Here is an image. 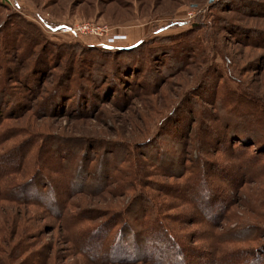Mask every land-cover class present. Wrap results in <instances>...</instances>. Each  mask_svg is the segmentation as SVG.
Returning a JSON list of instances; mask_svg holds the SVG:
<instances>
[{"label": "rangeland", "instance_id": "374dc122", "mask_svg": "<svg viewBox=\"0 0 264 264\" xmlns=\"http://www.w3.org/2000/svg\"><path fill=\"white\" fill-rule=\"evenodd\" d=\"M171 22L185 24L155 32ZM85 23L108 27L109 35L124 38L111 46L106 36L57 32L62 25ZM16 24L23 28L19 39L3 44L6 31ZM134 46L132 52L118 51ZM224 56L231 59L230 66L244 86L264 96V0H0V80L5 78V85L20 93L18 99L22 96L27 105L24 109L15 106L21 114L9 125L47 136L44 144L53 137L62 142L84 140L82 164L88 169L89 186L99 184L93 176L101 170L100 157L124 150L121 161L109 165L119 172L113 171L102 189L71 198V223L80 218L77 214L83 216L77 237L129 204L135 193L127 190L129 182L135 183L141 170L150 174L144 180L149 191L174 202L160 193L163 182L171 179L145 154L166 151L167 169L182 163L194 167L202 144L206 154L215 148L205 118L216 124L210 116L220 112L213 101L220 103L226 80L232 88L239 84L229 78ZM197 134L203 142L197 141ZM226 147L222 146L223 154L218 147L213 158L203 155L217 158L213 164L245 169L246 156ZM115 174L125 183L119 184ZM216 174L212 176L225 188L224 195L236 197L226 228L238 221L264 227V182L252 179L242 187L239 184L243 188L239 196L230 189L227 177ZM178 203L177 211L192 212L190 206ZM40 212L0 206V264H119L90 261L77 251L61 220ZM12 216L19 217L20 225ZM23 228L26 237L21 239ZM185 228L209 236L204 224ZM26 244L29 249L20 254L18 249Z\"/></svg>", "mask_w": 264, "mask_h": 264}, {"label": "trees", "instance_id": "16d2710c", "mask_svg": "<svg viewBox=\"0 0 264 264\" xmlns=\"http://www.w3.org/2000/svg\"><path fill=\"white\" fill-rule=\"evenodd\" d=\"M183 24L185 23L171 22L162 27L169 29ZM22 29V24H16L7 30L3 44L17 42V36L22 33ZM35 29L37 31V28ZM126 46L128 45H119ZM136 47L119 48L118 51L132 52ZM223 60L228 66L229 78L239 84L238 88H232L226 80L220 103L216 104L217 101L211 99L220 112L210 116L211 121L215 120L216 124H211L209 116L205 118L206 114L202 113L206 120L204 125L209 129L210 138L212 137L216 144L215 148L206 154L202 144L203 148L197 150L194 167L182 163L167 169L165 167L170 157L166 151L145 154L157 167L163 169L162 175L165 178L171 179L163 182L161 189L155 190H162L161 195L173 199L174 202L161 200L160 194L149 191L144 182L150 174L145 170L138 173V170L135 183L129 182L131 186L126 187L128 191H135L129 204L119 211L110 212L105 216L107 218L98 224L91 225L95 221L93 220L87 233L82 236L83 239L76 236L82 232L77 225L82 222L79 219H83V216L77 214L80 218H73L72 223L68 217L71 213L70 205H73L71 198L102 189L113 171L119 172L118 167L109 165L111 162L114 164L121 161V151L109 158L100 157L98 166L101 170L93 176L99 184L89 186L85 174L88 169L86 164H82L85 141L68 139L62 142L63 139L59 141V138L53 137L52 142L44 144L47 136L36 134L21 126L9 125L15 115L21 114L16 112L15 106L24 109L27 105L22 102L21 95L18 99L20 93L11 91V88L5 85V78L1 79L0 206L34 208L39 212L43 211L47 218L61 220L68 237L78 247L77 251L94 263L110 260L119 264H264V227L258 225V222L238 221L232 228L227 229L226 225L231 220L230 209L235 205L236 197L229 199L224 195L225 188L212 176L220 173L227 177L230 189H234V193L239 196L243 189L239 184L242 187L252 179L260 184L264 182V96L253 91L248 85L244 86L241 78L235 76L230 66L233 62L228 56H224ZM29 89L25 94L27 96H30L32 88ZM55 94L51 97H56ZM11 102L17 104L11 107ZM58 104L59 101L55 102V105ZM55 105H51L53 110L57 108ZM197 141L203 142V138L198 134ZM225 145L226 150L231 148L232 152L246 156L245 169L234 165H218L217 158L213 159L216 161L213 164L212 159H206L203 155L205 153L212 157L218 154V147V152L223 154L222 146ZM233 145H236V148ZM253 146L256 150L259 147V151L251 150ZM121 150L124 153V150ZM122 161L128 160L123 158ZM242 162L240 160L239 164L242 165ZM170 164L175 163L171 161ZM56 166L59 169H54ZM93 169L92 167L91 170ZM236 169L238 174H235ZM113 178H116L119 184L125 183L122 178L119 179L118 174L113 175ZM179 201L190 206L192 212L177 211L181 207ZM13 220L18 221L20 225L19 217H14ZM202 224L208 227V237L185 228ZM2 229L3 227L0 228ZM24 235L26 237L23 228L21 239L25 238ZM127 241L128 243H125ZM28 247L29 244L20 246L19 253L22 254V250L26 252ZM28 253L30 256L31 252Z\"/></svg>", "mask_w": 264, "mask_h": 264}, {"label": "built area", "instance_id": "2783aa9c", "mask_svg": "<svg viewBox=\"0 0 264 264\" xmlns=\"http://www.w3.org/2000/svg\"><path fill=\"white\" fill-rule=\"evenodd\" d=\"M68 32L72 34H79V33H92L96 36L103 37L106 36V40L109 42L108 44L114 45V43L118 40L123 39L124 37H121L119 35H109L108 33V27H102V26H94L89 23L82 24L80 26L76 25H62L58 28L57 32Z\"/></svg>", "mask_w": 264, "mask_h": 264}, {"label": "crops", "instance_id": "0c3cea01", "mask_svg": "<svg viewBox=\"0 0 264 264\" xmlns=\"http://www.w3.org/2000/svg\"><path fill=\"white\" fill-rule=\"evenodd\" d=\"M161 28L160 29H157L155 32H161V31H164V30H167V28H164V27H162V26H160ZM138 40H136V42H137Z\"/></svg>", "mask_w": 264, "mask_h": 264}]
</instances>
